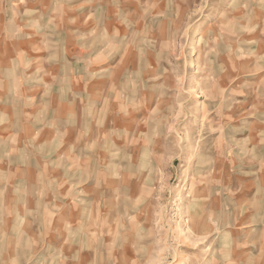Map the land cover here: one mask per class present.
Here are the masks:
<instances>
[{"label": "crops", "instance_id": "1", "mask_svg": "<svg viewBox=\"0 0 264 264\" xmlns=\"http://www.w3.org/2000/svg\"><path fill=\"white\" fill-rule=\"evenodd\" d=\"M148 14L142 0H0V264H107L87 239L138 220L156 143L141 129L157 100ZM249 187L260 195L215 222L216 264H264V183Z\"/></svg>", "mask_w": 264, "mask_h": 264}, {"label": "rangeland", "instance_id": "2", "mask_svg": "<svg viewBox=\"0 0 264 264\" xmlns=\"http://www.w3.org/2000/svg\"><path fill=\"white\" fill-rule=\"evenodd\" d=\"M142 6L158 37V78L146 81L157 88L156 109L143 114L153 117L152 126L141 128L156 140L152 159L140 162L149 189L138 220L112 218L119 228L108 247L98 246L96 236L87 239L89 249L109 251L90 257L107 264H216L215 222L234 200L260 195L250 184L264 183V0ZM126 224L135 236L119 232Z\"/></svg>", "mask_w": 264, "mask_h": 264}]
</instances>
